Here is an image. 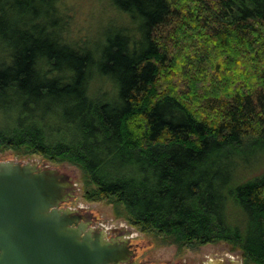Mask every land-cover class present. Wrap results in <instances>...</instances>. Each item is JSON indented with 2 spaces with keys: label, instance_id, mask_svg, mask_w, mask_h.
Listing matches in <instances>:
<instances>
[{
  "label": "trees",
  "instance_id": "trees-1",
  "mask_svg": "<svg viewBox=\"0 0 264 264\" xmlns=\"http://www.w3.org/2000/svg\"><path fill=\"white\" fill-rule=\"evenodd\" d=\"M16 1L0 0V151L77 166L87 200L170 244L225 242L264 264V0H110L130 21L83 44L40 21L53 0H31L15 30ZM197 15L223 61L184 54ZM181 59L192 100L160 90ZM208 71L220 79L201 88Z\"/></svg>",
  "mask_w": 264,
  "mask_h": 264
},
{
  "label": "rangeland",
  "instance_id": "rangeland-1",
  "mask_svg": "<svg viewBox=\"0 0 264 264\" xmlns=\"http://www.w3.org/2000/svg\"><path fill=\"white\" fill-rule=\"evenodd\" d=\"M31 0L20 2H12L10 7V23L15 30H28L30 26H26L20 19L27 18V15H33L34 5ZM47 3H43L41 10L43 13L48 10ZM179 6H184L182 3ZM48 12V11H47ZM42 14L40 19L42 22L57 20L58 30L63 39L69 43L83 44L97 41V39L104 36V30L110 24L122 23L130 21V16L123 14L120 10L115 8L110 0H53L52 12H48L45 16ZM7 20L9 18H6ZM195 25H202V32L193 33L192 28L189 29L186 35L183 36V52L184 54L192 56L195 52L191 48L204 51L211 55L212 61L223 58L216 47L212 33L201 22V17L198 15L195 18ZM1 32V30H0ZM205 34V35H204ZM203 36V37H202ZM205 36V37H204ZM99 38V39H100ZM98 39V40H99ZM164 40L168 41V48L172 49L173 45L169 38L164 35ZM202 40V41H199ZM4 35L0 33V53H4L3 48ZM5 42V41H4ZM205 44V46L203 45ZM202 46V47H201ZM206 49V50H205ZM207 59V57H206ZM246 60L243 57V61ZM184 59L179 61V68H175V64L171 63L172 72L168 74L163 81L161 80L160 90H166L170 86H175L179 89L181 94L189 97V100L194 98L193 89L189 88L182 82L186 81L188 76L184 74L182 69L186 68L182 63ZM206 66V65H205ZM242 70V65L238 61L232 69L239 68ZM224 67V65H223ZM234 74L233 81L238 77ZM206 75V76H204ZM204 76V77H203ZM200 82V87H206L215 80L220 79V74L208 71L204 73ZM165 80L167 83L165 84ZM94 82L95 79H94ZM233 84L229 86L232 89ZM97 85L94 86L96 88ZM162 89V90H163ZM199 90H201L199 88ZM196 104V103H195ZM0 161H23L27 163L36 164L39 167H49L66 174L74 183L75 196L70 201L63 204L65 208L77 210L79 213L88 215L91 223L88 229L94 230L101 228L106 236V239H112L113 236H119L122 239L130 237L134 244L136 251L132 257L131 262L125 264H212V261H223L225 264H254L247 262L239 251H232L231 247L225 242H216L201 245L195 248H180L176 244H170L165 239L158 236L156 233L147 232L138 226L130 224L122 217L115 214L114 204L107 200H87L84 197V182L80 168L74 166L67 161L54 162L41 154H24L12 149H5L0 151ZM229 255H232V258ZM237 253L239 257H236ZM223 259V260H222ZM238 261V263H237Z\"/></svg>",
  "mask_w": 264,
  "mask_h": 264
},
{
  "label": "water",
  "instance_id": "water-1",
  "mask_svg": "<svg viewBox=\"0 0 264 264\" xmlns=\"http://www.w3.org/2000/svg\"><path fill=\"white\" fill-rule=\"evenodd\" d=\"M74 183L56 169L0 161V264H125L126 241L88 229L77 210L63 207Z\"/></svg>",
  "mask_w": 264,
  "mask_h": 264
},
{
  "label": "flooded vegetation",
  "instance_id": "flooded-vegetation-1",
  "mask_svg": "<svg viewBox=\"0 0 264 264\" xmlns=\"http://www.w3.org/2000/svg\"><path fill=\"white\" fill-rule=\"evenodd\" d=\"M82 214V213H81ZM82 219L83 220H88L89 221V223H91V219H90V217L88 216V215H84V214H82ZM89 225V224H88ZM100 230L101 228L99 227V228H95L93 231H95V230ZM114 238H112V239H109V240H114V241H126V243L130 246V249H132L133 250V252L135 253V251H136V248H135V246H134V244L131 242V240H130V237H127V238H125V239H122V238H120L119 236H116V235H114L113 236ZM228 252H230L229 250L226 252L227 254H228ZM235 254H237V253H235ZM229 255V254H228ZM229 257L230 258H232V255H229ZM236 257H239V255L237 254V256ZM223 260V259H222ZM224 261V260H223ZM223 261H212V264H225ZM237 263H238V261H237ZM187 264H189V263H187ZM229 264H231V260H230V263Z\"/></svg>",
  "mask_w": 264,
  "mask_h": 264
}]
</instances>
